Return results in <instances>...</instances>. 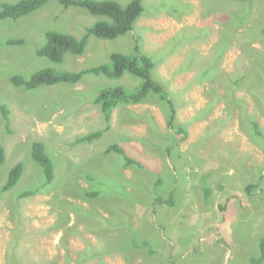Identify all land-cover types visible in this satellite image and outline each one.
<instances>
[{
    "label": "rangeland",
    "instance_id": "374dc122",
    "mask_svg": "<svg viewBox=\"0 0 264 264\" xmlns=\"http://www.w3.org/2000/svg\"><path fill=\"white\" fill-rule=\"evenodd\" d=\"M114 1L126 6L131 0ZM142 5L132 31L113 40L90 36L81 56L65 53L60 63L36 54L47 31L81 38L94 22L109 19L50 0L20 18L0 20V108H8L9 117L5 123L0 111V143L6 153L0 166V264H249L250 257L260 253L264 137L248 130V139L240 136L236 147H226L236 135L231 127L227 134H218L222 147L211 144V130H206L200 111L186 105H201L199 88H188L185 102L179 90L170 94L176 125H186L188 131L170 155L166 138L173 133L180 141L181 136L170 130L168 107L158 105L156 94L149 92L135 104L118 103L109 121L94 101L101 90L114 86L138 90L142 80L132 74L108 78L88 73L75 84L33 89L10 82L13 74L27 78L45 67H112L111 53L132 55L137 44L154 62L152 78L161 86L168 81L158 78L161 70H170V60L165 59L178 55L180 70L217 74L212 78L227 80L230 96L248 93L264 100V0H142ZM170 29L175 36L166 46L158 44ZM10 38L24 42L11 45L6 41ZM167 84L174 89L170 81ZM193 113L195 120L202 119L199 123L189 119ZM255 115L263 136L264 104ZM216 117L222 115L217 112ZM95 131L103 134L92 141L78 140ZM34 141L44 143L54 163V179L46 185L42 168L31 157ZM111 143L143 167H126L120 154L105 153ZM247 151L250 160L243 158ZM18 161L21 177L3 191ZM259 178L250 197L245 187ZM173 188L176 205L154 202L170 200ZM35 189V195L20 196ZM85 190L98 195L84 196ZM132 236L134 242L147 240L143 250H131L127 240Z\"/></svg>",
    "mask_w": 264,
    "mask_h": 264
},
{
    "label": "trees",
    "instance_id": "16d2710c",
    "mask_svg": "<svg viewBox=\"0 0 264 264\" xmlns=\"http://www.w3.org/2000/svg\"><path fill=\"white\" fill-rule=\"evenodd\" d=\"M50 0H18L16 2H2L0 3V20L4 19H17L24 15H27L39 8L45 6ZM249 1V0H239ZM59 3L64 7L70 6L81 7L86 9L89 13L107 17L109 20H97L91 26L86 28L85 33L81 38H77L67 32L47 31L45 34V43L36 49L38 56L46 57L54 63L62 62L65 53H70L74 56H81L86 48L88 38L95 36L101 39L113 40L119 36H122L134 29L136 20L141 16L143 12L142 0H131L126 6L120 5L114 0H59ZM264 32V26L262 27ZM8 44L20 45L23 44V39H7ZM134 53L132 55H125L119 52H113L110 54V60L112 67L107 64H99L85 69L77 71H58L52 67H45L37 70L29 77H23L21 75L13 74L10 77V82L14 86L23 87L24 89H33L40 85H53L61 82L75 84L81 80V78L88 73L104 74L108 78H119L122 75L128 73L142 80L141 86L135 92L129 91L125 86H114L108 89L101 90L95 97L94 101L100 105L101 113L105 117L106 121L111 118L112 109L120 102L123 103H139L144 100L149 92L157 95L158 103L165 104L168 107V126L174 133L179 134L180 141L176 140L173 133H170L169 138L170 146L166 148L167 152L170 151V155L176 152V146L180 142L187 138V131L181 125H176V112L172 102V99L167 97V91L164 86L158 84L152 78V69L154 62L151 58L140 52L138 45L134 46ZM238 83V80L235 81ZM124 89V90H123ZM161 100V101H160ZM165 101V102H162ZM5 123H9L8 108L4 105L1 106ZM251 135H256L257 138L261 136L260 124L257 120L252 121ZM107 129V127H106ZM105 130V129H104ZM102 135V131L91 132L85 136H82L81 141H92L99 138ZM259 136V137H258ZM30 153L32 159L42 168L44 176L43 184H49L53 181L55 176V168L52 159L46 152V147L41 141H34L30 145ZM173 151V152H172ZM105 153L115 152L120 154L124 159V165L126 167L136 166L142 168V163L127 156L119 144H110L104 151ZM6 153L4 146L0 143V166L5 161ZM174 162V161H173ZM172 164V161H170ZM175 164V162H174ZM176 168L172 166V170ZM22 174V162L18 161L10 170L8 179L2 187L3 191H7L14 187ZM260 183V178L254 182H250L245 187L247 195L251 194L252 189L257 187ZM176 189L170 191L169 197L162 200H154L155 203H166L171 207L176 205V201L173 194ZM38 189L26 190L20 196L35 195ZM98 192V191H97ZM94 190H85L83 195L95 198L98 193ZM205 193H210V189H206ZM255 196V195H254ZM250 197H252L250 195ZM153 202V201H152ZM222 208L223 206L220 205ZM130 229L128 232H132ZM134 236L128 239L127 242L132 245L131 250L139 249L143 250V247L147 245L146 241L134 242ZM264 263V238L260 240V253L256 256L250 257L249 264H263Z\"/></svg>",
    "mask_w": 264,
    "mask_h": 264
},
{
    "label": "crops",
    "instance_id": "0c3cea01",
    "mask_svg": "<svg viewBox=\"0 0 264 264\" xmlns=\"http://www.w3.org/2000/svg\"><path fill=\"white\" fill-rule=\"evenodd\" d=\"M166 32H167V36L161 39L158 42V44L167 45L169 38L171 39L175 36L174 30L170 29V31L168 30ZM140 45L142 46L141 43ZM165 60L167 61L170 60V70L162 71L161 69H159L161 70L162 76L158 78L161 79L162 77H164L168 81H170L171 85L173 84L174 89L170 91V85L167 84L168 81L167 83H163L164 84L163 86L167 91L168 97H170V94L176 95V90H179L178 95L182 94L184 97L183 102H185L186 99L183 93L189 90L190 87L199 88L201 105H197V106L191 104L190 105L186 104V105L189 106L192 111H196L197 113L198 111H200L198 113L199 116L202 119L204 118L203 120L207 122L208 127L206 128V130H211L210 136L214 140V141L211 140V144L213 143L216 147L217 146L222 147V144L218 142V134L219 133L227 134L226 130H230L231 127H235V131H234V133L236 134L235 138L229 141L225 146L236 147L234 145L237 144V139L240 136L243 137L245 135V137L248 139L247 137L248 130H251L250 126H252L253 120H257L261 126V122L259 121V118L256 117L255 111L261 104L262 105L264 104V100L258 101V97H249L250 95L248 93H244L245 96L247 97H236V95L230 96L232 92V87L231 86L230 88L226 87V84H228L227 80L222 81L221 79L216 80L215 78H212L217 75L215 73H212L215 75H211V74H207L206 72L200 74V73H196L195 71L185 72L186 70L184 71L180 70L179 66L181 63V57L178 55H171L167 57ZM230 68H232L231 64L229 66V69ZM155 79L157 78L155 77ZM208 79L209 81H206ZM230 79L234 85L238 84L234 82L231 77ZM158 105L161 106L162 103H158ZM239 105H241V108L238 109ZM156 107H153V109ZM208 112H210L212 116H209ZM217 112L222 115L221 118L216 117ZM183 116L185 117L184 112H183ZM195 118L196 115L195 113H193L192 118L189 119L192 120L194 124L199 123L202 120V119L195 120ZM240 119H241L242 127L240 126ZM218 125H219V129L217 128ZM184 128L187 131L186 125ZM104 131L105 133H108L107 130ZM248 141L253 142L251 140ZM252 147L254 148V146ZM243 158L246 160H250L253 157L251 153L247 151L246 154L243 156Z\"/></svg>",
    "mask_w": 264,
    "mask_h": 264
},
{
    "label": "clouds",
    "instance_id": "9594fccd",
    "mask_svg": "<svg viewBox=\"0 0 264 264\" xmlns=\"http://www.w3.org/2000/svg\"><path fill=\"white\" fill-rule=\"evenodd\" d=\"M138 19H139V18H138ZM134 26H135V24H134ZM141 53H142V52H141ZM109 145H110V144H109ZM109 145H108V146H109ZM108 146H107V147H108ZM107 147H106V148H107Z\"/></svg>",
    "mask_w": 264,
    "mask_h": 264
},
{
    "label": "bare ground",
    "instance_id": "6f19581e",
    "mask_svg": "<svg viewBox=\"0 0 264 264\" xmlns=\"http://www.w3.org/2000/svg\"><path fill=\"white\" fill-rule=\"evenodd\" d=\"M124 90V89H123ZM142 104V103H141ZM135 110V109H134ZM198 213V212H197Z\"/></svg>",
    "mask_w": 264,
    "mask_h": 264
},
{
    "label": "water",
    "instance_id": "95a60500",
    "mask_svg": "<svg viewBox=\"0 0 264 264\" xmlns=\"http://www.w3.org/2000/svg\"><path fill=\"white\" fill-rule=\"evenodd\" d=\"M243 169H245V168H243Z\"/></svg>",
    "mask_w": 264,
    "mask_h": 264
}]
</instances>
